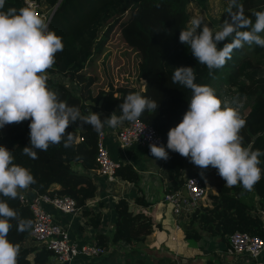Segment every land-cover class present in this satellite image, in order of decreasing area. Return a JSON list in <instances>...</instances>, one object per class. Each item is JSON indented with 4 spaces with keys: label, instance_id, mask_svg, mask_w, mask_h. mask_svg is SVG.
<instances>
[{
    "label": "trees",
    "instance_id": "trees-1",
    "mask_svg": "<svg viewBox=\"0 0 264 264\" xmlns=\"http://www.w3.org/2000/svg\"><path fill=\"white\" fill-rule=\"evenodd\" d=\"M38 1L53 9L48 27L62 38L63 43V50L56 53L55 64L47 70V86L58 92L69 105L77 106L82 115H88L91 111L100 114L116 112L119 115V105L128 93L146 95L157 101L158 108L155 113L145 111L139 119L154 127L166 147L169 129L182 120L192 96L190 89L179 83L174 84L171 77L176 67L191 66L195 72V83L213 88L222 101V107L225 96L247 100L248 104L244 107H233L246 120L245 127L240 131L243 146L264 152V74L258 72L259 67L264 65V47L245 44L233 51L231 59L223 67L213 69L210 74L206 65L197 62L188 46L179 42L180 29L186 28L190 21L188 7L191 0ZM212 1L202 0V3L206 7ZM229 2L226 0V9L216 18L213 17L214 31L220 30L228 18ZM239 3L243 15L253 22V13L264 11V0H239ZM9 8L18 11L27 7L22 0H5L4 8L0 10L7 11ZM232 11L238 10L233 8ZM115 27H119L123 40L140 56L135 77L139 85L126 83L115 86L108 82L105 88L94 94L92 86L95 79L87 75L85 68L102 52ZM261 35L264 36V33ZM230 42L231 37L224 43ZM56 75L79 84V93L76 94L56 79ZM216 79L218 83L214 85ZM29 123L30 120H25L0 129V145L12 151L14 163L30 170L36 181L30 188L50 197L73 198L80 212L91 215L93 225L98 227L100 212L85 209L97 192L91 174L98 168V133L90 125H81L78 121L67 130L73 136L70 147H65L63 141L50 144L47 151L35 150L37 158L31 159L23 153V148L30 144ZM259 159L264 170V156ZM188 160L169 150V159L165 162L168 172L165 192L182 194L186 177L183 169ZM74 164H78L79 168H75ZM116 174L132 184L139 181L137 172L127 163H119ZM260 181L257 203L252 200L246 202L245 198L250 193L239 184L229 187L222 183L215 193L206 191L199 207L187 216L188 224L192 227L183 229L184 239L198 241L203 232L228 243L231 234L241 231L258 235L264 240V223L257 215V206L264 208V177ZM0 200H5L20 219L31 222L26 231L19 232L18 220L10 221L7 238L20 246L17 264H52V251L46 247L24 244L33 226L28 207L20 203L19 197L10 199L0 195ZM136 200L142 205L147 204L139 197ZM115 213L111 236L108 239L104 234L95 236L96 244L107 249V252L94 261L69 264H176L171 257L158 253L151 255L149 249L145 248L146 238L155 228L150 215L142 211L134 212L124 198L116 201ZM216 261L218 258L212 255L207 264ZM248 264L264 263L253 260Z\"/></svg>",
    "mask_w": 264,
    "mask_h": 264
},
{
    "label": "clouds",
    "instance_id": "clouds-1",
    "mask_svg": "<svg viewBox=\"0 0 264 264\" xmlns=\"http://www.w3.org/2000/svg\"><path fill=\"white\" fill-rule=\"evenodd\" d=\"M4 5L5 0H0V9ZM233 8L238 11L233 12ZM241 9L239 0H230L229 16L217 31L202 17L195 16L186 28L180 29L179 42L188 46L197 62L206 65L210 74L213 69L223 67L233 51L245 44L264 47L261 35L264 11L254 12L253 22ZM229 37L231 42L224 43ZM221 44L223 46L219 47ZM62 50V38L50 30L47 21L33 9L0 10V129L30 120V144L23 148V153L31 159L37 158L35 150L47 151L50 144L63 141L65 147H70L73 136L67 130L78 121L100 133L105 126L116 128L125 121L134 122L145 111L155 113L158 108L156 100L130 92L119 105V115L113 112L103 119L100 113L92 111L82 115L77 106L69 105L47 86V70L55 64L56 53ZM171 79L174 84L190 89L192 96L182 120L167 133V150L163 144L150 143L151 155L166 161L171 150L189 158L202 170L209 166L215 168L227 186L239 184L251 191L261 179L259 157L264 156V152L243 146L240 131L246 120L228 103L224 102L222 107L213 88L195 83L193 67H176ZM35 182L30 170L14 163L12 151L0 145V195L22 199L18 190H26ZM11 220H18L19 232L31 226V222L20 219L5 200H0V264H17L20 246L7 238Z\"/></svg>",
    "mask_w": 264,
    "mask_h": 264
},
{
    "label": "crops",
    "instance_id": "crops-1",
    "mask_svg": "<svg viewBox=\"0 0 264 264\" xmlns=\"http://www.w3.org/2000/svg\"><path fill=\"white\" fill-rule=\"evenodd\" d=\"M47 9L49 10L48 7ZM112 113L104 112L101 115L105 118ZM119 127L120 125L116 128L105 126L107 130L105 143L112 159L119 163L131 165L137 172L139 176L137 184L122 179H120L119 184H111L104 177H95L92 172L91 176L96 184L97 192L96 196L86 204L85 209L95 211V213L100 212L99 226L95 227L93 225L91 215L82 214L81 212L74 215H65L51 205H45V209L51 213L54 221L67 227L73 241L77 243H96L95 236L97 234H104L107 239L111 236L112 226L116 219L115 203L119 198H124L131 210L134 212L142 211L153 218L155 228L153 233L147 236L145 242V248H148L151 253L161 254L160 251H164L166 253L162 254L171 257L176 264H204L212 255L218 257L219 264H233V259L224 253L227 243L222 242L219 237L202 232L198 241L184 239L183 229L192 226L188 224L187 218L184 221H182L183 218H180L181 221L179 222V219L172 213L170 203L164 200L168 172L163 167L160 159L158 160L152 156L148 148L134 144L125 150H121L113 134ZM74 165L75 168H79L78 164ZM216 171L211 166L202 170L188 160L185 162L183 174L202 175L206 190L215 193L218 186L226 183ZM215 172L217 175H214ZM258 187L259 184H255L253 189L249 191L250 196L245 198L246 202H250V200L254 203L258 202ZM26 191H28L29 197L34 196L35 190L28 188ZM138 197L144 199L147 204H140L136 200ZM256 197H258L257 200ZM257 208L260 209L259 206ZM181 222H184V224H181ZM177 223L181 224L179 229L176 228ZM81 260L78 262L88 261ZM89 260L94 261L97 259L89 258ZM259 260L264 263V249Z\"/></svg>",
    "mask_w": 264,
    "mask_h": 264
},
{
    "label": "built area",
    "instance_id": "built-area-1",
    "mask_svg": "<svg viewBox=\"0 0 264 264\" xmlns=\"http://www.w3.org/2000/svg\"><path fill=\"white\" fill-rule=\"evenodd\" d=\"M22 3L27 8L33 9L49 23L53 9L43 11L38 0H22ZM106 133V128L98 133L96 153L98 168L93 173L95 177H104L109 183L116 185L121 182L116 174L119 162L112 159L109 153L105 143ZM113 134L121 150H125L134 144L148 149L150 143L163 144L160 135L154 127L140 119L134 122L125 121ZM166 161L160 159L165 169ZM184 188L188 194L186 197L178 193L165 192L164 194V200L170 203L172 213L179 219V222L181 221L180 218H183L182 221H184L189 214L199 207V203L207 191L200 174H194L189 179L185 177ZM18 191L20 196L23 197L22 199L19 197L20 203L28 207L33 218V226L28 239L35 246L46 247L52 251V264L71 263L74 262V258L77 256L99 259L107 252V249L95 242L77 243L73 241L67 227L55 222L51 213L45 209V205H51L65 215L80 213L73 198L69 196L50 197L36 191L34 196L29 197L28 191ZM257 215L264 223V208L259 209ZM181 224L177 223L176 228L179 229ZM263 249L264 240L260 236L236 231L228 237L224 253L233 259V264H248L253 260L259 261Z\"/></svg>",
    "mask_w": 264,
    "mask_h": 264
},
{
    "label": "rangeland",
    "instance_id": "rangeland-1",
    "mask_svg": "<svg viewBox=\"0 0 264 264\" xmlns=\"http://www.w3.org/2000/svg\"><path fill=\"white\" fill-rule=\"evenodd\" d=\"M224 4H227L226 0L224 2H221V0H214L212 3H208L207 6L204 7L202 0H191L188 7L190 20L194 16L202 17L204 22L207 23L210 28H212L213 17L216 18L226 9ZM41 7L42 10L45 11L48 6ZM139 61L140 56L138 52L126 44L121 36L119 27H115L112 30L109 40L104 46L102 52L97 55L92 64L85 68L87 75L95 79V83L92 86L93 93L95 94L99 89L105 88L108 82H112L115 86L126 83L139 85V82H137L135 78L137 75ZM258 72L259 74H264V65L259 67ZM55 78L61 80L64 85L73 89L76 94L79 93V84H75L74 82L72 83L69 79L61 78V76L58 75H56ZM217 83L218 79L213 81L214 85H217ZM224 102L228 103L231 107H244L248 104L245 98L235 100L230 98V96H225ZM259 167L262 170L260 179L262 180L264 177V170L261 165H259ZM216 172L214 175H217ZM260 180L256 184H261L262 182ZM31 243L32 241L30 239H28L27 242H24V244L27 246L34 245V243ZM160 252L161 254L166 253L164 251ZM151 255H155V253H151ZM81 259L89 260L88 257L77 256L74 258V262L82 261ZM207 260L204 264H207ZM215 264H219V262L216 261Z\"/></svg>",
    "mask_w": 264,
    "mask_h": 264
},
{
    "label": "water",
    "instance_id": "water-1",
    "mask_svg": "<svg viewBox=\"0 0 264 264\" xmlns=\"http://www.w3.org/2000/svg\"><path fill=\"white\" fill-rule=\"evenodd\" d=\"M48 25H49V23H48ZM193 175H194L193 173H188L187 176H186V178L189 179V178L192 177ZM182 194H183V196H185V197L188 195V194H187V191H186L185 188L182 190ZM257 199H258V197H256V200H257ZM66 264H68V262H67Z\"/></svg>",
    "mask_w": 264,
    "mask_h": 264
}]
</instances>
